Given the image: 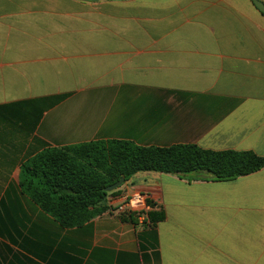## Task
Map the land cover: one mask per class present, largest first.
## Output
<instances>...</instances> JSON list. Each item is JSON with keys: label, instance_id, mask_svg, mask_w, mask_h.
I'll return each instance as SVG.
<instances>
[{"label": "crops", "instance_id": "0c3cea01", "mask_svg": "<svg viewBox=\"0 0 264 264\" xmlns=\"http://www.w3.org/2000/svg\"><path fill=\"white\" fill-rule=\"evenodd\" d=\"M98 140L264 156V13L253 0H0V264H264V168L139 172L120 190L149 192L155 221L109 208L64 228L23 193L27 160Z\"/></svg>", "mask_w": 264, "mask_h": 264}, {"label": "trees", "instance_id": "16d2710c", "mask_svg": "<svg viewBox=\"0 0 264 264\" xmlns=\"http://www.w3.org/2000/svg\"><path fill=\"white\" fill-rule=\"evenodd\" d=\"M264 168L254 152H215L196 145L143 147L125 140H98L47 148L21 167L20 187L64 228L84 225L105 213L106 188L139 172L188 180L232 181ZM155 221L156 213L149 212ZM136 221V215H130Z\"/></svg>", "mask_w": 264, "mask_h": 264}, {"label": "built area", "instance_id": "2783aa9c", "mask_svg": "<svg viewBox=\"0 0 264 264\" xmlns=\"http://www.w3.org/2000/svg\"><path fill=\"white\" fill-rule=\"evenodd\" d=\"M150 197L151 194L149 192L119 189L109 195L107 205L117 214H137L141 221H149L150 204H152Z\"/></svg>", "mask_w": 264, "mask_h": 264}, {"label": "water", "instance_id": "95a60500", "mask_svg": "<svg viewBox=\"0 0 264 264\" xmlns=\"http://www.w3.org/2000/svg\"><path fill=\"white\" fill-rule=\"evenodd\" d=\"M82 1H89V2H96L98 0H82ZM254 4L257 6V8L264 13V4L260 2L259 0H253ZM125 184V179L122 178L115 184L109 186L106 188V192L111 193L115 190L120 189Z\"/></svg>", "mask_w": 264, "mask_h": 264}, {"label": "rangeland", "instance_id": "374dc122", "mask_svg": "<svg viewBox=\"0 0 264 264\" xmlns=\"http://www.w3.org/2000/svg\"><path fill=\"white\" fill-rule=\"evenodd\" d=\"M123 186H124V185H123ZM123 186H122V187H123Z\"/></svg>", "mask_w": 264, "mask_h": 264}]
</instances>
